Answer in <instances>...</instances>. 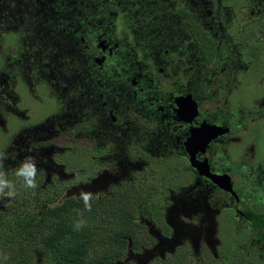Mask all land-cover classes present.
Instances as JSON below:
<instances>
[{
	"label": "flooded vegetation",
	"instance_id": "af4514ba",
	"mask_svg": "<svg viewBox=\"0 0 264 264\" xmlns=\"http://www.w3.org/2000/svg\"><path fill=\"white\" fill-rule=\"evenodd\" d=\"M235 1L39 0L35 68L21 59L27 37L17 32L8 34L24 41L23 54L0 60V135L21 162L34 156L28 150L37 148L46 125L57 133L77 127L71 138L101 151L105 168L120 164L118 173H128L137 163L145 172L137 178L145 181L160 172L166 228L176 207L200 224L199 243L216 257L213 235L223 222L247 231L237 235L247 237L245 253L253 244L264 249V151L256 156L253 128L264 131V95L249 105L236 97L251 63L227 33L233 18L245 13L235 10ZM18 83L28 90L46 86L54 101L35 124L25 123ZM9 117L21 121L13 125ZM39 149L38 173L47 174ZM177 178L182 182L172 184ZM142 187L155 189L146 183L136 190ZM258 254L264 257L263 250Z\"/></svg>",
	"mask_w": 264,
	"mask_h": 264
},
{
	"label": "rangeland",
	"instance_id": "374dc122",
	"mask_svg": "<svg viewBox=\"0 0 264 264\" xmlns=\"http://www.w3.org/2000/svg\"><path fill=\"white\" fill-rule=\"evenodd\" d=\"M247 3L245 0L235 1V10L245 11V13L240 15L238 13V16L236 15L237 17L233 18V26L227 30V33L230 34V38L234 43L239 44L241 59L251 63V70L245 75L244 84L238 91L240 94L236 96L240 98L239 100L243 104L247 103L249 105L252 104L253 98L264 95V3H258V6L251 4L248 6ZM8 33L3 34L2 50L4 48L6 50H3V53L0 52L1 62H4L7 56L13 61V58L24 52V41L20 36ZM20 83H18L17 88L20 93L19 107L27 114L25 123L28 125L35 124L41 118H44L43 115L45 116L46 112L50 111L49 109H53L54 101L48 98L46 86L37 85L33 90H28ZM34 93L35 95H33ZM9 121L15 125L21 119L14 120L13 117H9ZM253 128L257 143L256 156L260 157L264 151V131L260 128L255 129V126ZM76 129L77 127H69L60 133L56 131L49 132L47 125L44 130L39 129V134L36 136L38 142L34 145L37 148L32 152L28 150V152L34 156L37 155L39 158V147H41L44 150V156L41 157V160L47 161L49 164L45 165L47 166V174L38 173L35 189L25 188L23 179L15 176V169L20 163L19 158L16 151L12 149V143L9 145L6 138L0 135V153L7 155V159L4 161V170L7 172L9 179L14 182L15 189L36 192L41 187V194H44L46 199H50L48 203L57 204L68 196L78 198L81 190L92 192L95 196H98L111 194L117 187L136 190L140 184L152 183L155 189H149L150 193H146L147 190H143V187L141 191V194H147L148 201L153 204L151 207L155 208L157 205L160 208L161 205L168 203L166 196L160 189V183L163 181L159 179L160 172L158 176H152L154 179L145 181L140 180L141 177L137 178L138 175L145 173L139 171L140 165L137 163L130 165L131 169L128 173H118L121 167L120 164L118 166L110 165L111 167L107 165L105 168V164L98 158L102 154L101 151L97 152L87 142L71 138L70 133H73L72 131ZM7 130V134L12 135L13 129L9 128ZM31 137L33 136L31 135ZM246 138L250 139L252 137L246 136ZM77 139H80V135H77ZM132 152L131 149L130 153ZM27 156L30 155L27 154ZM38 162L40 163V159ZM153 165L156 166L155 170L160 169L162 173L161 166L164 165L160 163ZM113 166L115 167L112 168ZM170 175L172 176V174ZM134 176L136 177L132 179ZM176 180L174 182L171 180L172 184L182 182L180 178ZM166 181L168 180H165V184H167ZM132 182L133 184H131ZM13 198L14 200L19 199L17 192ZM13 198L0 196V212ZM151 210L154 211V209ZM155 215L153 213L148 218H144L139 214L136 216V219L140 223L142 222L145 227L143 229L139 228L138 233L145 235L144 239H146L147 246L136 253L129 252L125 257L131 256V259L138 264H155L160 262L161 259L168 261L165 264H264V257L258 254L259 250L264 251V249H259L253 244L245 253L241 247L247 237L240 236H248V233H242L243 228L236 230L232 227L231 222L229 223L231 226L228 223L224 224V222L220 224L218 232L213 235V238L217 237L220 243L217 244L216 257L203 245L202 241L199 243V239L204 238V232H201L200 224L198 225L196 221L187 219L184 213L177 211L176 207H171L167 220L171 229L163 226L159 222L160 220L156 221ZM147 234L150 236L148 239ZM214 244L212 243L216 247Z\"/></svg>",
	"mask_w": 264,
	"mask_h": 264
},
{
	"label": "trees",
	"instance_id": "16d2710c",
	"mask_svg": "<svg viewBox=\"0 0 264 264\" xmlns=\"http://www.w3.org/2000/svg\"><path fill=\"white\" fill-rule=\"evenodd\" d=\"M8 32L26 35L30 45L21 59L34 69L39 58V0H0V49ZM40 190L16 189L19 199L13 198L0 212V264H138L125 257L147 246L145 235L138 233L145 227L137 214L148 218L156 209V221L164 224L157 205L151 207L147 194L135 189L117 187L111 194L94 195L91 211L74 196L48 203ZM78 212L86 225L75 230ZM162 263L168 261L155 264Z\"/></svg>",
	"mask_w": 264,
	"mask_h": 264
},
{
	"label": "clouds",
	"instance_id": "9594fccd",
	"mask_svg": "<svg viewBox=\"0 0 264 264\" xmlns=\"http://www.w3.org/2000/svg\"><path fill=\"white\" fill-rule=\"evenodd\" d=\"M7 159V155L0 153V196L13 198L16 196L15 184L9 179L7 172L4 170V161ZM38 162L35 156L25 157L15 169V176L23 179L24 187L27 189H35L37 187L38 176ZM94 198V193L81 190L79 193V199L83 202L86 210L91 211V201ZM75 224V230H80L86 225V221L82 218V215ZM4 259H7L5 256Z\"/></svg>",
	"mask_w": 264,
	"mask_h": 264
}]
</instances>
